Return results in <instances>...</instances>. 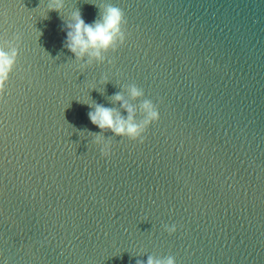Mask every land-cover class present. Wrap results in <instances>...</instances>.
<instances>
[{"label": "clouds", "instance_id": "obj_1", "mask_svg": "<svg viewBox=\"0 0 264 264\" xmlns=\"http://www.w3.org/2000/svg\"><path fill=\"white\" fill-rule=\"evenodd\" d=\"M64 0H50L48 4L49 11H61ZM127 21L125 13L119 7L111 4L105 5L100 18L92 23L85 22L79 11L73 13L71 22L66 25V40L64 46L76 57L82 60L88 57V64L93 60L103 61L105 53L115 52L118 47L126 41ZM15 44H10L6 51L0 47V99H3L6 91V85L9 82L10 75L15 68L21 37L16 35ZM129 94L133 99L144 97L143 89L135 84L129 87ZM114 101L120 102L121 107L127 112V116H122L113 108L95 105L94 110L88 113L89 119L93 125L102 132L110 131L117 137H126L131 141L144 143V133L148 127L157 122L160 118L159 111L154 103L149 99H144L140 105L142 110V119L137 122L136 110L131 106L121 94H116ZM101 137H96V142H101ZM101 154L108 157L111 154L110 144H104L101 147ZM169 234L175 233L176 226H165ZM146 264H175V258L168 256L164 259H156L149 256Z\"/></svg>", "mask_w": 264, "mask_h": 264}]
</instances>
